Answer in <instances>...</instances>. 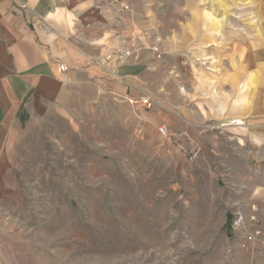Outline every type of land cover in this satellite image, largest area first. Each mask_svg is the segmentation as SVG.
<instances>
[{"label": "rangeland", "instance_id": "rangeland-1", "mask_svg": "<svg viewBox=\"0 0 264 264\" xmlns=\"http://www.w3.org/2000/svg\"><path fill=\"white\" fill-rule=\"evenodd\" d=\"M263 10L264 0H155L156 21L171 24L156 30L159 60L221 89L230 53L261 51ZM145 98L128 101L133 112L73 104L33 122L10 162L20 197L9 233L21 246L0 264H235L231 213L259 208L242 189L238 134L207 130L197 151L142 121ZM221 161L238 164L227 180Z\"/></svg>", "mask_w": 264, "mask_h": 264}, {"label": "crops", "instance_id": "crops-1", "mask_svg": "<svg viewBox=\"0 0 264 264\" xmlns=\"http://www.w3.org/2000/svg\"><path fill=\"white\" fill-rule=\"evenodd\" d=\"M261 15V51L252 53L246 42L242 52L230 53L221 89H208L193 84L189 68L173 69L165 54L159 60L165 49L156 30L171 24L156 21L155 0H0V263L21 246L12 247L19 242L9 233L20 197L10 181L12 150L33 122L73 104L128 111V101L151 97L142 121L154 130L167 125L174 138L196 142L197 151L207 130L238 134L233 154L242 157V189L252 190L259 208L251 206L264 220V10ZM221 165L227 180L238 164ZM233 260L264 264V250L235 249Z\"/></svg>", "mask_w": 264, "mask_h": 264}, {"label": "built area", "instance_id": "built-area-1", "mask_svg": "<svg viewBox=\"0 0 264 264\" xmlns=\"http://www.w3.org/2000/svg\"><path fill=\"white\" fill-rule=\"evenodd\" d=\"M125 53L124 56H128ZM64 66H60V70H64ZM144 104L151 106L149 98L144 99ZM158 132L162 136H166L168 128L162 124L158 127ZM229 232L236 240L239 249L248 251L253 246L264 250V220L257 215V210L254 206L250 207V211L245 213L241 210H234L231 213L229 223Z\"/></svg>", "mask_w": 264, "mask_h": 264}]
</instances>
